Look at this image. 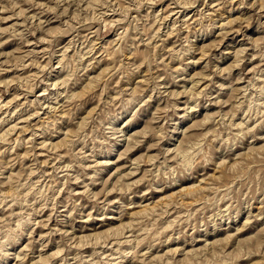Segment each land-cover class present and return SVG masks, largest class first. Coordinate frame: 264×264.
Segmentation results:
<instances>
[{"label":"rangeland","instance_id":"374dc122","mask_svg":"<svg viewBox=\"0 0 264 264\" xmlns=\"http://www.w3.org/2000/svg\"><path fill=\"white\" fill-rule=\"evenodd\" d=\"M0 264H264V0H0Z\"/></svg>","mask_w":264,"mask_h":264}]
</instances>
